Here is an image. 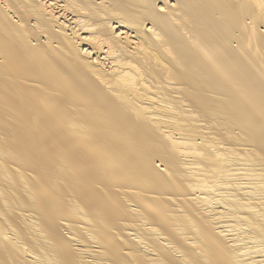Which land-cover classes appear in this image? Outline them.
I'll return each mask as SVG.
<instances>
[{
  "label": "bare ground",
  "instance_id": "bare-ground-1",
  "mask_svg": "<svg viewBox=\"0 0 264 264\" xmlns=\"http://www.w3.org/2000/svg\"><path fill=\"white\" fill-rule=\"evenodd\" d=\"M0 264H264V0H0Z\"/></svg>",
  "mask_w": 264,
  "mask_h": 264
}]
</instances>
